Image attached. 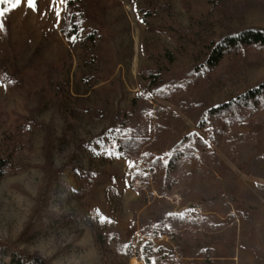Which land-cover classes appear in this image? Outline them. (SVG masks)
Returning a JSON list of instances; mask_svg holds the SVG:
<instances>
[{"label":"rangeland","instance_id":"1","mask_svg":"<svg viewBox=\"0 0 264 264\" xmlns=\"http://www.w3.org/2000/svg\"><path fill=\"white\" fill-rule=\"evenodd\" d=\"M50 3L37 0V11L21 4L0 17V158L14 154L26 165L0 180V264H9L8 249L48 264H148V243L188 264L186 241L151 237L149 207L163 192L151 197L132 182V164L110 146L112 138L95 139L140 94L152 109L181 118L175 138L198 133L178 107L153 95L142 74L160 69L162 86L183 83L203 62L208 40L242 25L264 30V0H233L219 16L211 15L216 0H57L51 10ZM220 76L207 93L215 105L264 81V50L226 58ZM260 130L255 121L238 129L249 161ZM209 148L234 174V188L193 182L168 209L220 226L196 245L199 263L264 264V180ZM226 193L228 215L209 200ZM151 264L165 263L153 257Z\"/></svg>","mask_w":264,"mask_h":264},{"label":"trees","instance_id":"2","mask_svg":"<svg viewBox=\"0 0 264 264\" xmlns=\"http://www.w3.org/2000/svg\"><path fill=\"white\" fill-rule=\"evenodd\" d=\"M231 4L233 0H216L211 15L219 16ZM75 28L73 25L74 33L77 32ZM263 50L264 30L242 25L224 32L217 41L204 43L203 62L186 73L183 83L162 86L163 70L160 69L142 74L153 95L178 107L193 122L198 133L175 138L172 129L180 126L181 118L158 107L152 109L149 100L140 94L134 99L131 111L95 139L103 142L105 138H112L110 146L115 147L120 156L128 157L132 164V182H139L151 197L154 191L163 192L161 201H153L149 207V214L156 220L155 224L151 222V237L167 236L186 241L192 249V260L188 264L200 262L197 259L201 250L196 245H203L208 235L219 231L220 226L206 218L197 219L190 214L171 211L169 199L187 191L193 182L219 186L226 192L235 185L234 174L211 152L209 143L222 149L235 164L246 166L248 175L264 180V81L220 105L212 104L207 98L209 86L221 78L220 70L226 58L246 57ZM168 60L174 63L172 57ZM252 121L259 124L261 130L256 133V149L251 151L256 157L249 161L248 154L241 155L242 136L238 129ZM25 167L14 154L0 158V180ZM209 200L224 204L226 214L230 213L231 195H216ZM146 246L149 248L145 255L148 264L153 257L165 264H179L164 249L154 250L152 243ZM8 250L11 251L9 264H48L38 256Z\"/></svg>","mask_w":264,"mask_h":264},{"label":"snow or ice","instance_id":"3","mask_svg":"<svg viewBox=\"0 0 264 264\" xmlns=\"http://www.w3.org/2000/svg\"><path fill=\"white\" fill-rule=\"evenodd\" d=\"M66 0H59V4L65 3ZM23 4L27 8L31 9L32 11H37V0H0V17L4 16L7 12L12 11L16 9L17 7L21 6ZM57 5V0H51L50 3V10L52 6ZM55 16L57 23H59L60 20V11L58 6L55 10ZM3 29V25L0 24V30ZM72 42H75V37H72ZM100 222H104V218H100Z\"/></svg>","mask_w":264,"mask_h":264},{"label":"bare ground","instance_id":"4","mask_svg":"<svg viewBox=\"0 0 264 264\" xmlns=\"http://www.w3.org/2000/svg\"><path fill=\"white\" fill-rule=\"evenodd\" d=\"M133 264H139L138 262L134 261Z\"/></svg>","mask_w":264,"mask_h":264}]
</instances>
